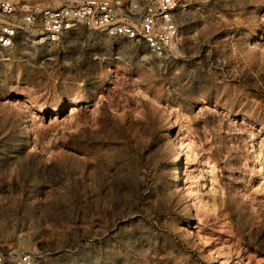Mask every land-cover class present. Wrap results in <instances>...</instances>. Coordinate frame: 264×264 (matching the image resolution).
Wrapping results in <instances>:
<instances>
[{
    "label": "rangeland",
    "instance_id": "374dc122",
    "mask_svg": "<svg viewBox=\"0 0 264 264\" xmlns=\"http://www.w3.org/2000/svg\"><path fill=\"white\" fill-rule=\"evenodd\" d=\"M176 1L159 53L75 32L48 61L0 68L10 251L35 264H264V0Z\"/></svg>",
    "mask_w": 264,
    "mask_h": 264
},
{
    "label": "built area",
    "instance_id": "2783aa9c",
    "mask_svg": "<svg viewBox=\"0 0 264 264\" xmlns=\"http://www.w3.org/2000/svg\"><path fill=\"white\" fill-rule=\"evenodd\" d=\"M177 11L176 0H55L51 5L0 0V68L16 54L30 64L36 56L48 61V52H60L75 32L90 42H131L156 54L176 35ZM0 264H35V257L0 242Z\"/></svg>",
    "mask_w": 264,
    "mask_h": 264
},
{
    "label": "bare ground",
    "instance_id": "6f19581e",
    "mask_svg": "<svg viewBox=\"0 0 264 264\" xmlns=\"http://www.w3.org/2000/svg\"><path fill=\"white\" fill-rule=\"evenodd\" d=\"M18 102L20 103V102H22L21 100H17L15 103L16 104H18ZM80 101L78 100V99H74V106L76 105V104H78ZM72 108V107H71ZM175 147H176V149L177 150H180L182 153H184V154H186L185 153V144H184V141H182V139L180 140V139H178L177 141H176V144H175ZM183 155V154H182ZM185 156V155H184ZM180 180H181V176H179L178 177V181L180 182ZM187 197H189V196H187ZM190 199V198H189Z\"/></svg>",
    "mask_w": 264,
    "mask_h": 264
}]
</instances>
